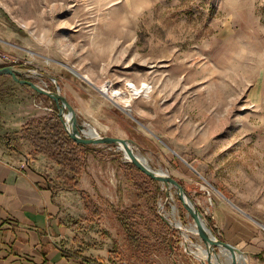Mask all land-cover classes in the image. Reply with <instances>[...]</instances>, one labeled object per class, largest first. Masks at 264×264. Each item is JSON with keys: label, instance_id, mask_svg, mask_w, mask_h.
<instances>
[{"label": "rangeland", "instance_id": "obj_1", "mask_svg": "<svg viewBox=\"0 0 264 264\" xmlns=\"http://www.w3.org/2000/svg\"><path fill=\"white\" fill-rule=\"evenodd\" d=\"M0 48L2 67L58 87L87 135L94 127L133 140L153 171L183 186L218 241L237 248L241 234L264 237V0H0ZM6 77L8 105L33 111L36 96L49 106ZM53 104L41 117L58 113ZM92 148L78 179L86 211L73 219L113 264H233L189 232L197 226L175 187L152 183L123 147ZM47 165L55 188L73 186ZM127 211L140 250L119 222Z\"/></svg>", "mask_w": 264, "mask_h": 264}, {"label": "crops", "instance_id": "obj_2", "mask_svg": "<svg viewBox=\"0 0 264 264\" xmlns=\"http://www.w3.org/2000/svg\"><path fill=\"white\" fill-rule=\"evenodd\" d=\"M4 58L0 48V67ZM6 98L5 93L0 103V264H113L96 238L82 235V220L73 219L86 211L79 191L55 188L47 172L53 162L35 156L20 137L27 123L45 116V107L33 96V111L25 112ZM236 245L264 264V237L241 234Z\"/></svg>", "mask_w": 264, "mask_h": 264}, {"label": "water", "instance_id": "obj_3", "mask_svg": "<svg viewBox=\"0 0 264 264\" xmlns=\"http://www.w3.org/2000/svg\"><path fill=\"white\" fill-rule=\"evenodd\" d=\"M35 74L45 77V75L41 74L40 72L37 73L36 71H31L26 68H20L17 66L0 67V77L10 76L15 82L19 83L21 86L30 88L31 90L36 92L37 95L45 96L49 98L52 102H54L58 110V115L62 119L69 136L76 143L83 146H92V147L122 145L125 147L123 153L125 154L126 159H128L129 162L133 166H135L139 171H141L146 176L157 182H162L164 184L175 187L178 192L179 200L183 203V206L189 212V214L197 221V224L199 226V236L204 243H211L215 247L222 245L227 249H229L232 253L243 254L241 250L228 243H223L218 240L217 242L216 241L214 242L203 232V230L200 227V220H199V218L202 217V215L199 213V211H197L192 201L188 198L183 186L175 179L167 175L157 174L159 172H155L151 168L147 167L136 156L137 154L135 153V149H134L135 143L133 140L115 138L110 136H101L99 134L98 135L96 134V136L94 137L85 134V126L79 125L75 110L70 105L68 100L61 94L60 89L57 87L56 91L47 90L41 87L40 85L28 80L30 76H33ZM69 115H71L70 120L68 119ZM233 264L236 263L233 262Z\"/></svg>", "mask_w": 264, "mask_h": 264}, {"label": "trees", "instance_id": "obj_4", "mask_svg": "<svg viewBox=\"0 0 264 264\" xmlns=\"http://www.w3.org/2000/svg\"><path fill=\"white\" fill-rule=\"evenodd\" d=\"M0 78L6 79L7 77L1 76ZM5 93V90L0 89V103L3 101ZM19 134L21 139L30 143L35 156H46L65 172L70 173L72 175L70 181L73 182V186L69 190L79 191L78 179L86 171V156L91 153L93 148L92 146H83L76 143L69 136L58 113L51 117H41L27 123ZM81 154L84 156L82 157ZM149 179L154 184L157 182L151 178ZM63 188L68 189L67 187ZM117 214L131 247L134 250H140L143 241L134 228L133 215H129V211L125 213L118 212Z\"/></svg>", "mask_w": 264, "mask_h": 264}, {"label": "bare ground", "instance_id": "obj_5", "mask_svg": "<svg viewBox=\"0 0 264 264\" xmlns=\"http://www.w3.org/2000/svg\"><path fill=\"white\" fill-rule=\"evenodd\" d=\"M89 79V78H88ZM104 91H107V89H104ZM108 92V91H107ZM140 92V91H139ZM111 96V95H110ZM112 96L114 98H121L122 96H120V93L119 92H116V93H113ZM111 96V97H112ZM119 100V99H118ZM118 100H116V102H118ZM120 101V100H119ZM129 105L127 104L126 106L124 105V107H128ZM126 109V108H125ZM68 119L70 120L71 119V115L68 116ZM88 130H93L95 132V134H98L97 131L95 130L94 127H90L88 128ZM95 137V136H94ZM120 147H123L125 149L124 146L120 145ZM147 167L148 164H147V160L144 159V157H142L141 155H136ZM150 168V167H149ZM157 174H160V175H165L163 173H157ZM194 219V218H193ZM200 220V227L201 229L203 230V232L211 239L213 240L214 242L216 241L217 242V239L213 236L212 232L210 231L207 223L203 220L202 217L199 218ZM195 223H196V226H197V229H190V233H193V234H197L199 235V226L197 224V221L194 219ZM203 225V226H202ZM187 231V230H186ZM209 247V253L211 254L212 251H213V248L215 247L214 245H212L211 243H206ZM217 248H221L223 249V252L225 253V255L228 257V258H232V262L236 263V264H249V259H248V256L243 253V254H238V253H232L229 249H227L226 247L222 246V245H219V246H216ZM208 256V255H207ZM247 257V258H246Z\"/></svg>", "mask_w": 264, "mask_h": 264}, {"label": "built area", "instance_id": "obj_6", "mask_svg": "<svg viewBox=\"0 0 264 264\" xmlns=\"http://www.w3.org/2000/svg\"><path fill=\"white\" fill-rule=\"evenodd\" d=\"M50 106V107H49ZM49 106L48 107H45V111H47V112H49V113H55V108H53L54 107V104H53V102L51 101V103L49 104ZM85 134H86V132H85ZM98 135V134H97Z\"/></svg>", "mask_w": 264, "mask_h": 264}]
</instances>
